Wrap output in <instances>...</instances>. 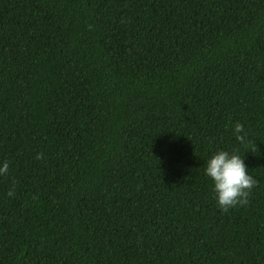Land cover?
Masks as SVG:
<instances>
[{"label":"trees","instance_id":"1","mask_svg":"<svg viewBox=\"0 0 264 264\" xmlns=\"http://www.w3.org/2000/svg\"><path fill=\"white\" fill-rule=\"evenodd\" d=\"M2 160L0 264H264V0H0Z\"/></svg>","mask_w":264,"mask_h":264},{"label":"clouds","instance_id":"2","mask_svg":"<svg viewBox=\"0 0 264 264\" xmlns=\"http://www.w3.org/2000/svg\"><path fill=\"white\" fill-rule=\"evenodd\" d=\"M232 135L241 144L246 142L247 133L239 121L233 123ZM8 169V161H0V176L6 175ZM204 175L212 183L214 199L222 212L247 203L246 198L255 185V180L249 174L244 159L235 150L229 152L221 149L212 153L205 161ZM6 194L9 197L14 195V185Z\"/></svg>","mask_w":264,"mask_h":264}]
</instances>
